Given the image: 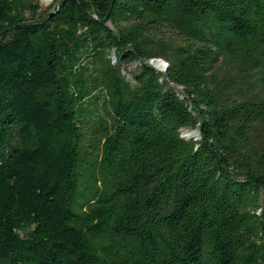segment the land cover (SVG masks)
Masks as SVG:
<instances>
[{
	"label": "trees",
	"instance_id": "trees-1",
	"mask_svg": "<svg viewBox=\"0 0 264 264\" xmlns=\"http://www.w3.org/2000/svg\"><path fill=\"white\" fill-rule=\"evenodd\" d=\"M38 10L0 0V264H264V0Z\"/></svg>",
	"mask_w": 264,
	"mask_h": 264
},
{
	"label": "water",
	"instance_id": "water-1",
	"mask_svg": "<svg viewBox=\"0 0 264 264\" xmlns=\"http://www.w3.org/2000/svg\"><path fill=\"white\" fill-rule=\"evenodd\" d=\"M55 2H56V0H55ZM55 2H54V4H53V7H54V5H55ZM154 62H159V65H160L161 68L158 67V66H155V65H154ZM149 65H150L152 68H154V69H156L157 71H160V72H165L166 69H167V66H168V64H167L163 59H160V58H158V59H151V60L149 61ZM182 137H184V138H186V139H189V138L198 139V137H199V133H198L197 130H193V131H191V132H185V133H183V134H182Z\"/></svg>",
	"mask_w": 264,
	"mask_h": 264
},
{
	"label": "rangeland",
	"instance_id": "rangeland-1",
	"mask_svg": "<svg viewBox=\"0 0 264 264\" xmlns=\"http://www.w3.org/2000/svg\"><path fill=\"white\" fill-rule=\"evenodd\" d=\"M55 0H48V1H43V0H37V3L39 5V10L38 12L43 13L44 11L48 10L50 7L53 8V4H54ZM166 36H170V34H165ZM164 35V36H165ZM174 38V37H172ZM136 67V64H133L129 67H127L125 74H127L129 71H131L132 69H134ZM127 78H130L129 75H127Z\"/></svg>",
	"mask_w": 264,
	"mask_h": 264
},
{
	"label": "bare ground",
	"instance_id": "bare-ground-1",
	"mask_svg": "<svg viewBox=\"0 0 264 264\" xmlns=\"http://www.w3.org/2000/svg\"><path fill=\"white\" fill-rule=\"evenodd\" d=\"M43 1H48V0H43ZM154 65L160 67L159 62H154Z\"/></svg>",
	"mask_w": 264,
	"mask_h": 264
}]
</instances>
